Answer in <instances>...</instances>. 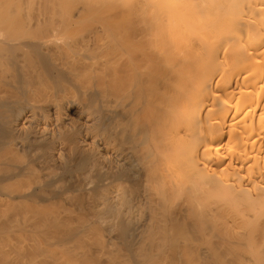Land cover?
Listing matches in <instances>:
<instances>
[{"label":"bare ground","instance_id":"1","mask_svg":"<svg viewBox=\"0 0 264 264\" xmlns=\"http://www.w3.org/2000/svg\"><path fill=\"white\" fill-rule=\"evenodd\" d=\"M86 40L84 0H0V238L264 264V0H92Z\"/></svg>","mask_w":264,"mask_h":264},{"label":"rangeland","instance_id":"2","mask_svg":"<svg viewBox=\"0 0 264 264\" xmlns=\"http://www.w3.org/2000/svg\"><path fill=\"white\" fill-rule=\"evenodd\" d=\"M3 237H1L0 239L2 240H0V264H35V262H38L39 261V263H40V261H41V263L40 264H49L50 262V264H68L69 262H71V263H69V264H72V260L73 261H75L73 264H79L80 262H82L83 260H85V261H87V262H90V261H88L89 259H91V258H95L94 260H95V262H97V260H98V257H99V259L102 261H104L103 262V264L104 263H106L107 264V261H108V263L111 261V260H113V259H115V257H116V252H118V251H120V252H122V253H120V254H118V256L116 257V261H119L121 258H122V261H125L127 258H124V256H123V251H121L120 249H117V248H113V247H118V248H120L119 247V245H113L112 246V244H110V245H108L107 243H106V237H105V239H100V238H102V237H93V238H91V237H76L75 239L76 240H72V239H74V238H71V239H69V240H71V241H67V239L68 238H66L65 240H66V242H62V237H44V240L42 239L43 237H32V238H30V237H15L14 238V240L11 238V237H4L5 238V240H4V238L2 239ZM8 238H10V239H12L13 241H15L14 242V244L12 243H10V242H12V241H10V240H7ZM17 238V239H16ZM39 241V244H42L41 246L36 242L37 240ZM50 238H51V240H50ZM77 238H79V239H77ZM108 239H109V237H107ZM21 239H23L22 241H21ZM55 239V240H54ZM99 239V240H98ZM19 240V241H18ZM26 240V241H25ZM28 240V241H27ZM33 240V241H32ZM46 240V241H45ZM82 240V241H81ZM98 240V241H97ZM101 240V244L99 243V241ZM18 241V242H17ZM25 241V242H24ZM32 241V242H31ZM40 241H41V243H40ZM51 241V242H50ZM64 241V240H63ZM108 241V240H107ZM114 241V240H113ZM3 242V243H2ZM7 242V243H6ZM27 242V244H25ZM31 242V243H30ZM36 242V243H35ZM52 243V244H50V243ZM70 242V243H69ZM77 242V243H76ZM84 242V243H83ZM88 242V243H87ZM2 243V244H1ZM9 243V244H8ZM18 243V244H17ZM21 243V244H20ZM46 245H45V244ZM80 243V244H79ZM81 243H83V244H81ZM114 243H116V241L114 242ZM4 244V245H3ZM30 246H29V245ZM54 244V245H53ZM71 244V245H70ZM76 244H78V245H76ZM91 245V247L93 248H91L89 245ZM93 244V245H92ZM117 244V243H116ZM7 245V246H6ZM10 245V246H9ZM21 245V246H20ZM22 245H23V247H22ZM25 245H26V248H27V246H28V248L26 249V248H24L25 247ZM32 245L33 246H35V248L34 247H32ZM37 245H38V249H37ZM53 245V246H52ZM75 245V246H74ZM80 245H82V247L80 246ZM89 247H88V246ZM96 245V246H95ZM9 246V247H8ZM63 246H65L64 248H63ZM85 246H87V247H85ZM100 246V247H99ZM3 247V248H2ZM16 249H15V248ZM73 247V248H72ZM84 247H85V250H84ZM108 247H110V248H108ZM112 247V248H111ZM8 248H10V249H8ZM19 248H22V249H19ZM30 248H32V249H30ZM34 248V249H33ZM44 248V249H43ZM47 248V249H46ZM75 248H77V249H75ZM99 248V249H98ZM106 248V249H105ZM7 249V250H6ZM11 249L13 250V249H15V250H13V252H11ZM20 250V252H19V250ZM25 249V250H24ZM36 249H37V251H36ZM61 249V250H60ZM98 249V250H97ZM100 249H101V252L102 251H105V250H108L107 252H109V254H111L112 255V257H113V259H111V257H108V255L105 253V255H104V258H102L103 257V252L101 253L102 254V257H100L101 255H100ZM102 249H104V250H102ZM109 249H111V250H109ZM4 252H3V251ZM27 250H29V252L27 251ZM60 250V251H59ZM72 250V251H71ZM92 250V251H91ZM7 251V252H6ZM15 251V252H14ZM26 253H25V252ZM31 251V252H30ZM35 251L37 252L36 254H37V257H36V254H35V257L33 258V256H32V254H34L35 253ZM47 251V252H46ZM67 251H70V252H67ZM79 251H80V253H79ZM114 251H116L115 252V254L114 253H112V252H114ZM9 252H11V253H9ZM28 252V253H27ZM33 252V253H32ZM69 253L68 254V257H69V255H70V257L73 255H75V254H77L78 256H76L75 255V259H72V260H68V262H65V263H62L61 262V259H64V261H67L66 259H68V258H63V257H61V259H60V256H63L64 254H62V253ZM90 252H91V254H90ZM12 253H13V255H12ZM20 253H22V255L20 254ZM24 253H25V255H24ZM32 253V254H31ZM39 253V254H38ZM72 253V254H71ZM74 253V254H73ZM7 254V255H6ZM27 254H29L30 256H28ZM82 254V255H81ZM2 255V256H1ZM6 255V256H5ZM11 255V256H10ZM38 255H39V257H38ZM113 255H115V257L113 256ZM121 257H120V256ZM124 255H125V252H124ZM66 256V255H65ZM72 256V257H73ZM82 256V257H81ZM88 256V257H87ZM90 256H91V258H90ZM20 257V258H19ZM23 257V258H22ZM32 257V258H31ZM77 257H79L78 258V260H76L77 259ZM125 257H126V255H125ZM35 258H36V260H35ZM81 258V259H80ZM108 258L109 259H111L110 261L108 260ZM31 259H33V260H35L34 262H33V260H31ZM29 260V261H28ZM100 260L97 262V264H101L100 263ZM32 261V262H31ZM49 261V262H48ZM115 260L113 261V262H110L111 264L113 263H115L116 262ZM9 262V263H8ZM87 262H85V263H87ZM94 262V261H93ZM94 262V263H95ZM38 263V264H39ZM85 263H83V264H85ZM37 264V263H36ZM87 264H92V261L90 262V263H87ZM96 264V263H95Z\"/></svg>","mask_w":264,"mask_h":264}]
</instances>
